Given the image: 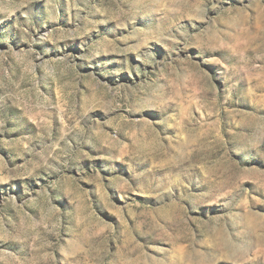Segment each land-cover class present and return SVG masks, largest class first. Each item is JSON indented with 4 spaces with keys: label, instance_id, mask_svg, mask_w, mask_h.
I'll use <instances>...</instances> for the list:
<instances>
[{
    "label": "rangeland",
    "instance_id": "374dc122",
    "mask_svg": "<svg viewBox=\"0 0 264 264\" xmlns=\"http://www.w3.org/2000/svg\"><path fill=\"white\" fill-rule=\"evenodd\" d=\"M0 264H264V0H0Z\"/></svg>",
    "mask_w": 264,
    "mask_h": 264
}]
</instances>
